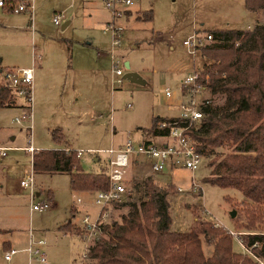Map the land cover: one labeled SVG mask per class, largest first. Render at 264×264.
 <instances>
[{
	"label": "rangeland",
	"instance_id": "rangeland-1",
	"mask_svg": "<svg viewBox=\"0 0 264 264\" xmlns=\"http://www.w3.org/2000/svg\"><path fill=\"white\" fill-rule=\"evenodd\" d=\"M135 9L138 12L135 11L126 23L125 43L113 50L110 34L103 31L104 21L109 18L103 0H35V19L32 24H29L27 17L5 13L0 8V69L5 67L0 71V77L8 70L32 68L35 57L38 59L35 63L38 68V61L43 55H54L58 60L62 53L67 52L68 62L69 52L72 54L71 47L63 48H67L70 39L83 42L95 40L103 54L100 59L99 102L85 101L82 97L77 103L81 111L68 114L67 109L72 108L69 106L72 104V95H55L59 83L49 87V100L45 103L43 100L47 90L39 88L37 79V84L33 83L32 131L26 128L31 123L15 121L27 110V98L19 96V102L23 105L18 108L0 109V126L3 127L0 144L12 146L6 151L7 158L4 157L3 162H0V264H15V259L12 263L6 261L4 242L12 241L13 248L19 250L27 245L31 232L46 241L48 264L91 263L88 258L82 259L87 245L92 241L83 236L81 224L86 214L97 212L95 195L86 197L85 193L74 192L69 173L40 171L36 173V185L43 189V193L47 191L54 194V201L45 211H31L30 191L25 189L24 193L19 194L17 189L19 176L33 169L32 156L25 150L26 147L32 144L39 151L71 144L84 150L80 161L85 171L102 172L108 166L110 156L103 151L121 148L129 138L134 144H140L144 135H148L155 117L180 114L177 108L164 106L165 89L170 88L178 99L182 81L194 68L201 70L203 63L210 61L204 57L203 48L195 56L190 55L184 45L186 39L196 32L205 34L218 29H247L256 24L257 17L264 21V10L259 15L249 11L246 0H141ZM146 11H152V20L142 19ZM56 12H64L59 25L53 21ZM68 20L71 23L63 28ZM96 55V52H78L76 48L73 52L74 61H70L74 65L77 60L79 62L80 56V61L82 59L83 64H88L93 57L96 61ZM118 60L125 74L136 72L145 83H136L123 77L121 86L114 84L113 79L117 76L113 74V65ZM91 66L87 65L88 69ZM36 75L40 76V73L36 72ZM88 91L89 85L84 82L83 92ZM206 96L210 94L207 92ZM212 98L215 104L225 101V95L222 94ZM94 113L101 118L95 119ZM59 127H63L62 130ZM89 148L101 150L91 152ZM219 151L224 152V148ZM213 157L204 159L196 171L182 166L173 169L168 167L156 173L157 176H152L146 175L144 171L138 175L133 169L128 175L132 194L128 202L111 209L112 223L121 222L122 217L132 209V203H139L143 199L145 186L139 183L151 178L162 188L173 186L176 190V193L172 192L168 196L174 229L201 228V222L218 224L215 226L236 232L238 237L232 235L235 239L234 249L245 251L237 240L240 238L243 242L244 236L250 233L244 227L247 224L242 202L244 196L239 190L206 181ZM133 158L146 165L151 161L143 154H134ZM144 170H147L146 166ZM155 177L157 180H154ZM193 178L203 188V200L197 193L178 191L179 187L188 188ZM46 197H35L34 203L51 201L49 195ZM78 197L82 199L81 203ZM92 210L95 212L91 213ZM234 211L236 215L232 217ZM71 220L75 229L61 230ZM204 250L207 255L211 252L206 244ZM245 252L252 255L250 250ZM24 256L28 263L29 256ZM33 264L40 263L34 260Z\"/></svg>",
	"mask_w": 264,
	"mask_h": 264
},
{
	"label": "trees",
	"instance_id": "trees-1",
	"mask_svg": "<svg viewBox=\"0 0 264 264\" xmlns=\"http://www.w3.org/2000/svg\"><path fill=\"white\" fill-rule=\"evenodd\" d=\"M246 6L259 15L264 0H246ZM142 19L152 20V11L144 12ZM211 33L214 41L203 48L210 61L203 63L201 72L211 76L212 96L225 95V101L215 104L212 98L203 108L204 118L189 133L205 158L214 156L206 181L243 194L244 227L250 231L243 243L252 255L236 251L232 234L211 222H201V228L174 229L168 196L176 190L173 186L162 188L147 178L139 183L145 186L143 199L132 203L121 222L106 225L103 236L90 245V264L264 262V21L257 17L253 27ZM14 97L11 88L0 85V107L12 105ZM174 119L155 117L150 132L167 137L168 130H160L158 125ZM223 148L224 152L219 151ZM33 169L69 173L74 192L104 191L110 185L107 170L85 171L75 150L35 151ZM66 229L72 231L75 226L69 222L61 228ZM204 244L211 249L209 255Z\"/></svg>",
	"mask_w": 264,
	"mask_h": 264
},
{
	"label": "built area",
	"instance_id": "built-area-1",
	"mask_svg": "<svg viewBox=\"0 0 264 264\" xmlns=\"http://www.w3.org/2000/svg\"><path fill=\"white\" fill-rule=\"evenodd\" d=\"M141 3V0H103V5L110 15V19L104 25V33L110 34L111 45L113 50L121 47L124 43V36L126 31L125 24L134 16L135 7ZM0 8L6 12L15 14L28 13L34 17L35 0H0ZM64 12H56L53 17L55 24L59 25L62 22ZM138 14V13H137ZM136 14V15H137ZM214 41V35L211 32L199 33L196 32L191 37L184 41L185 47L188 49L190 55L195 56L202 48ZM36 59V57H35ZM113 74L117 78L113 79V83L121 86L124 82V71L120 66V62L115 61L113 65ZM211 76L210 74H202L201 70L195 69L189 74L181 84V96L176 99L174 93L170 88H166L164 95L168 104L174 105L178 108L180 114L174 120L162 121L159 123L160 130H168V141L161 144L155 142H142L134 144L129 138L125 144L118 149L110 148L105 150L110 154L108 161L107 174L109 177V189L98 191L95 194L94 205L97 208L95 215L86 214L82 219L81 230L83 236L87 240H91L82 256L85 260L89 256V247L94 241L103 236V229L106 225L112 224L111 209L114 206L121 205L128 202L132 188L129 185L128 175L132 172L133 164L139 163L134 160V154H143L150 158L148 163L152 173L163 172L168 167L172 169L178 166L185 167L191 171H196L202 165L205 155L200 152L199 145L193 136L189 133L191 127L202 121L204 118L203 108L212 102V93L209 88ZM5 86L11 88L14 94L24 96L27 98V110L21 117L15 118L17 123L29 122L26 128L33 130V83H34V69H26L21 71L8 70L4 74ZM210 96H206V93ZM94 118H101L94 114ZM10 147H0L2 155L7 154ZM30 153H35L37 149L31 144L25 148ZM81 151H78V156ZM35 171L32 169L29 173L19 178V185L22 189H28L31 196V211H45L51 207V201H42L34 203L35 200ZM178 191L197 193L203 200V188L193 178L188 188L179 187ZM81 203L82 199L78 198ZM218 226V224H215ZM232 235L238 237L236 232L229 231ZM238 242L248 250L240 238ZM46 241L35 236L33 232L30 233L29 244L25 248L28 253L29 261L27 264H33L34 260L40 264H48L47 253L45 250ZM20 250L10 248L5 252V259L11 261L13 257L18 254ZM82 260V261H83ZM261 264L263 261L259 260Z\"/></svg>",
	"mask_w": 264,
	"mask_h": 264
},
{
	"label": "crops",
	"instance_id": "crops-1",
	"mask_svg": "<svg viewBox=\"0 0 264 264\" xmlns=\"http://www.w3.org/2000/svg\"><path fill=\"white\" fill-rule=\"evenodd\" d=\"M4 12L5 13H11V12H6V11H4ZM16 15L27 17L29 19V22H30L29 24H32L33 20L35 19V17H32L28 13H21V14H16ZM109 19H110V15H109V18L104 21V25ZM70 23H71V21L68 20L66 23L63 24V26H65V27H63V26L62 27L66 28L67 26H69ZM125 26H127V25L125 24ZM126 29H127V27H126ZM125 33H126V31H125ZM125 38H126V34L124 36V43H125ZM64 47L65 48H63V49H69L71 47L70 51L72 52V54L70 55V52H69V61H70V59L72 61H74L73 60V52H75L76 48L78 49V52H96V54H97L96 55V61L94 60L95 58L93 57L91 59V61L88 62V64H87V62L85 64H83L82 63V59L84 58V54H82L81 61H80V56H79V62L77 60V62H75V64L72 65L71 61H70L71 63H69V61L67 62V60H68L67 52L62 53L61 56H60V59H58V60H57V58L54 55H49V54L46 55V56L43 55L42 57H40V59L38 61L39 62L38 68L35 65L36 61L38 60L37 58L35 59L34 65L32 67L34 69V82H35V84H37V79H38L39 88H42V89L45 88L47 90V91H45L44 100H43V101H45V103H47V101L49 100L50 88H52L54 86H57L60 83L59 88L57 89V91H54V94L55 95H61V97H63L64 95L66 96V94L72 95V98H73L72 99V104H69V106H72V108L67 109V111H68V114L69 113H78V111H81V109L78 108L77 103H79L81 101L82 97H83V99L85 101L86 100L87 101H92L93 103L99 102V94H100L99 92H100V86H101V82L99 80V75H100L101 70H102V67H101L102 63L100 64V59H101V57L103 55L102 53H100V51L102 49H101L99 43L96 42L95 40L83 42V41H79V40L70 39L68 41V43H67V48H66V46H64ZM103 51H105V50L103 49ZM87 65H92V66L88 69ZM4 68L5 67H2L0 69V71L2 72V70ZM36 72L40 73V76H37ZM48 72H51V74L48 75ZM86 74H88V75H86ZM4 82H5V80H4V75H3V77L2 76L0 77V85H4L5 84ZM84 82H87V84L89 85L90 91H88L87 93L83 92V84H84ZM65 89H66V91H65ZM78 91H79V93H78ZM39 93H38V97H39ZM35 99H36V95H35ZM164 104H165L164 106L175 107L172 104H168L165 95H164ZM22 105L23 104H21L19 102V97L15 94L14 100L12 101V105L6 106V107H0V109H7V108H10V107H17L18 108V107H20ZM94 114H96V113H94ZM177 116H178L177 114H172L171 113V114L161 115V116H158V117L173 119V118H175ZM72 117L76 118L75 116H72ZM97 119H100V118H97ZM0 124H1V120H0ZM59 128H60V130H62L63 127L62 128L59 127ZM2 129H3V127L0 126V131ZM144 137L145 138H143V140H142L143 142H155V143L161 144L163 142L168 141L166 137H155V136H153L150 131L148 132V135L147 136L144 135ZM0 142H1V140H0ZM0 147H10L11 148L12 146H6L4 144H0ZM14 148H21V147H14ZM54 149H66L67 151L75 150L77 152L81 151V155H82V153L84 151L82 148L81 149L80 148H76V147H74V145H71V144H69L67 146H65V145L63 146L62 145L61 147H57V148H54ZM88 150H90L91 152H97V151H99L101 149L89 148ZM103 152H105V151H103ZM33 154L34 153H30V155L32 156V166H33ZM0 156H1L0 162H3L4 157L7 158L8 154L2 155V153L0 151ZM109 158H110V156H109ZM140 163H141V165H140ZM145 166L147 168L146 171L144 170ZM107 169H108V166L106 167L105 170H107ZM133 169H134V172L137 173L138 175H140L139 173L144 171V173H146V175L157 176L156 173H152L151 172V169L149 168L148 165H146L145 163H143L141 161H139V163L135 162L133 164V167H132V170ZM30 171H26L24 174L20 175L19 178L24 176V175H26ZM36 173L37 172L35 171V179H36V184H37L38 181H37V178H36L37 177ZM62 173H66V172H62ZM19 178L17 180V186H18L17 189H18V193L21 194V193H24V191H26L28 189L24 190V189H22L20 187ZM154 180H157L156 177H155ZM36 184H35V189H36L35 190V197H38L40 199H45V198H47L46 196L49 195V198L51 199V203H53L54 194H52L51 192H47V191H45L46 193H43V189H40L39 188L40 186L36 185ZM1 186H2V184H1ZM160 186H161V184H160ZM81 193L82 194L85 193L86 197L89 194L90 195L91 194L92 195L96 194V192H81ZM43 194H44V198H43ZM78 198H80V197H78ZM93 209L95 210L94 206H93ZM94 212L95 211H93L91 213H94ZM94 214H92V215H94ZM70 222H72V220ZM29 239H30V235H29V238L27 240V245L25 247L19 248L20 252L18 254H16L11 261H7V260L6 261L12 263L14 261V259H15V264H27V261H26L27 258H25L24 255L28 256L27 255L28 253L25 251V248L29 244L28 243ZM3 248H4L5 252L7 250H9L10 248H13L12 241H10V240L5 241L4 244H3ZM245 251H246V249H245ZM245 251H242V252H245Z\"/></svg>",
	"mask_w": 264,
	"mask_h": 264
},
{
	"label": "water",
	"instance_id": "water-1",
	"mask_svg": "<svg viewBox=\"0 0 264 264\" xmlns=\"http://www.w3.org/2000/svg\"><path fill=\"white\" fill-rule=\"evenodd\" d=\"M126 66L128 67V63H126ZM124 77L136 83H141V84L145 83V81L136 72H127ZM235 215H236V211L232 213V217H234Z\"/></svg>",
	"mask_w": 264,
	"mask_h": 264
}]
</instances>
